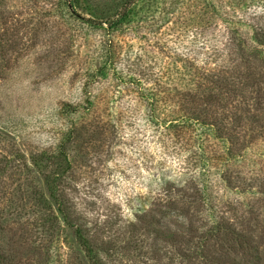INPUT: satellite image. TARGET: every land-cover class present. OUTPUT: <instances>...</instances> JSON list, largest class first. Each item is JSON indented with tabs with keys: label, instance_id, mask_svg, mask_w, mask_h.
Here are the masks:
<instances>
[{
	"label": "rangeland",
	"instance_id": "374dc122",
	"mask_svg": "<svg viewBox=\"0 0 264 264\" xmlns=\"http://www.w3.org/2000/svg\"><path fill=\"white\" fill-rule=\"evenodd\" d=\"M121 1L79 0L78 10L88 17L95 10L107 12ZM213 1L222 16L238 11L258 32H264L263 6L245 2L233 7L230 0ZM57 2L0 0V229L4 227L0 239H8V231L30 237L33 229L37 230L43 222L46 210L36 212L35 197L38 193L47 197L44 181L54 167L45 158L37 160L36 155L44 148L46 139L48 144L55 131L64 128L61 122L55 127L51 116L54 108L68 101H81V87L91 79L101 39L106 38L103 30L65 16L57 8ZM198 5L206 16L199 13ZM157 11L146 21L130 24L113 35L114 42L123 47L118 67L124 76L131 74L145 83L156 76L175 82L178 78L198 79L200 75L209 83L208 79L219 81L231 74L239 75L244 69L243 57L230 43L228 26L222 18H214L204 0H164L158 4ZM199 21L203 25H213L216 21L215 37L211 34L213 28L208 26L199 33ZM214 43L218 47L216 56L211 55ZM127 49L132 51V56L129 51L126 53ZM134 56L139 58V67L131 64L136 61ZM161 83L165 86L164 81ZM90 86L96 93V106L88 121H82L84 115L79 117L78 134L66 146L71 168L62 198L75 205L78 224L93 232L90 244L97 249L102 264H155L149 260L152 251L156 257L164 253L175 256L172 239H137L139 232L129 230L136 223V195L146 191L149 176L157 175L158 162L178 161L179 148L172 140L175 136L149 123V109L137 98L135 83L125 84L109 74ZM158 104V111L165 113L164 102ZM112 107L117 112L115 126L106 115ZM187 142L189 134L185 131L183 147ZM235 185L249 188L252 184L246 181ZM155 194L162 196L159 189ZM250 202L256 203L254 199ZM260 212L259 216L250 212L243 216L227 213L234 233H224L221 243L209 239L206 249H198L188 262L244 261L247 256L244 246L250 240L241 241L239 235L255 228L253 235L264 237V207ZM58 224L63 264L65 255L76 264L84 259L85 264H91L73 228L62 222L60 215ZM45 226L48 229L47 222ZM47 238L48 234L41 243L48 242ZM259 241L264 246V238ZM103 243L108 244L111 254ZM231 243L236 246V252L228 250ZM169 262L173 264L172 260ZM259 264H264V259Z\"/></svg>",
	"mask_w": 264,
	"mask_h": 264
},
{
	"label": "trees",
	"instance_id": "16d2710c",
	"mask_svg": "<svg viewBox=\"0 0 264 264\" xmlns=\"http://www.w3.org/2000/svg\"><path fill=\"white\" fill-rule=\"evenodd\" d=\"M161 1L164 3V0H123L109 7L107 12L95 10L93 15L84 17L78 10L79 0H58L57 8L65 16L79 20L90 28L103 30L106 38L101 39L98 62L94 65L91 79L81 87V101H68L54 108L51 116L55 127L61 122L64 128L55 131L48 144L46 139L44 148L36 155L37 160L45 158L54 167L44 181L47 197L44 193L35 197L36 212L45 209L46 216L37 230L33 229L30 237L25 233L19 236L8 231L6 235L9 238L0 239V264H63V256L59 252L60 226L56 225L59 215L62 222L73 228L87 262L102 264L101 260L98 261L97 249L94 250L90 244L93 232L78 224L74 217L75 205L66 198L64 200L62 194L65 184L70 181L68 172L71 164L66 146L78 134L76 124L80 121L79 117L84 115L82 121H88L96 106V93L90 85L107 78L109 74L125 84L137 85V98L149 109V123L172 132L174 146L179 148L178 161L164 159L158 162L157 175L149 176L146 191L136 195V223L129 230L139 232L137 239H172L170 244L175 252V256L164 253L156 257L152 251L149 260L159 264H172L169 260L173 264H190L188 260L197 255L198 249H206L209 239H217L221 243L225 239L224 233L231 234L233 229L227 213L241 216L245 212L256 216L261 214L260 209L264 207V32H258L253 23L242 18L240 12L233 11L222 16L213 0H204L214 18L224 20L229 29L230 43L238 48V54L244 59L245 66L239 75L231 74L219 81L208 79L209 83H205L200 75L198 79L196 76L189 81L178 78L175 82L168 77L161 80L156 76L145 83L131 74L124 76L118 67L123 47L121 43L114 42L113 35L130 24L154 16ZM230 2L233 7L245 2L264 7V0ZM198 11L205 15L200 7ZM198 26L201 34L206 26L213 28L211 34L215 37L216 21L213 25H203L199 21ZM217 48L215 43L212 44L211 55L218 54ZM128 51L132 56V51L127 49L126 53ZM135 58L136 61L131 64L139 67V58ZM163 81L165 86L161 83ZM163 102L167 111L160 113L158 103ZM113 107L106 115L115 126L113 122H116L117 112ZM185 131L189 134V142L183 147ZM246 181L252 184L251 187L238 188L235 185ZM156 189L162 192V196L155 194ZM252 199L255 204H251ZM262 230L264 233V227ZM3 231L4 227H1L0 233ZM254 231L255 228H250L246 233L240 232L241 241L250 240L244 246L247 256L244 261L233 259L230 264H259L264 259L263 242L259 241L264 237L254 236ZM47 234L48 242L41 243ZM239 240L236 238V241ZM105 245L106 252L111 254L110 247ZM235 247L231 243L228 250L236 252ZM84 260L81 264H85ZM65 264L76 262L65 255Z\"/></svg>",
	"mask_w": 264,
	"mask_h": 264
}]
</instances>
